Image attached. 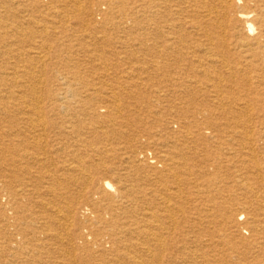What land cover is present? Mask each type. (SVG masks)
I'll return each mask as SVG.
<instances>
[{
    "label": "bare ground",
    "instance_id": "obj_1",
    "mask_svg": "<svg viewBox=\"0 0 264 264\" xmlns=\"http://www.w3.org/2000/svg\"><path fill=\"white\" fill-rule=\"evenodd\" d=\"M0 264H264V0H0Z\"/></svg>",
    "mask_w": 264,
    "mask_h": 264
}]
</instances>
